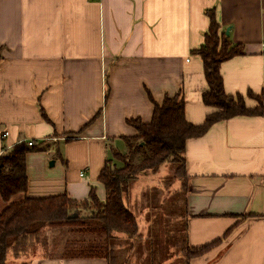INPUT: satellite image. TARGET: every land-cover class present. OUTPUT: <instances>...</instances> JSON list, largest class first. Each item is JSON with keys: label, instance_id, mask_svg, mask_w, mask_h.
Listing matches in <instances>:
<instances>
[{"label": "crops", "instance_id": "crops-1", "mask_svg": "<svg viewBox=\"0 0 264 264\" xmlns=\"http://www.w3.org/2000/svg\"><path fill=\"white\" fill-rule=\"evenodd\" d=\"M210 9L243 50L221 63L225 93L261 94L264 0H0V153L21 141L36 146L25 156L28 189L9 203L58 193L84 200L92 187L104 199L98 177L110 150L126 152L123 137L137 134L127 121H150L154 102L166 96L179 94L185 118L202 123L214 108L202 100L208 87L193 50L204 41ZM213 124L183 153L186 246L220 241L187 264H264V119ZM134 192L125 197L129 209L139 201ZM7 204L0 196V212ZM61 254L35 245L10 250L6 262L107 264Z\"/></svg>", "mask_w": 264, "mask_h": 264}, {"label": "trees", "instance_id": "trees-1", "mask_svg": "<svg viewBox=\"0 0 264 264\" xmlns=\"http://www.w3.org/2000/svg\"><path fill=\"white\" fill-rule=\"evenodd\" d=\"M210 26L204 41L193 52L200 56L207 90L201 93L203 102L214 108L202 123L195 125L185 118V101L179 94L166 96L161 103L154 102L153 114L148 122L131 118L127 122L137 134L123 137L126 152L110 150V158L100 170L99 181L105 187V198H98L92 187L88 198L77 200L66 193L49 196H26L22 201L9 203L12 196L26 193L28 177L26 154L36 149L27 142H17L10 150L0 153V196L8 203L0 212V264H7V253H26L34 248L45 228L67 227L72 234L64 244L63 258H104L107 264L115 259L130 264L129 258L122 260L118 254L124 239H143L135 214L125 204L130 184L144 171L157 172L164 163L173 166L174 179L180 180L181 191L189 188L185 168L184 151L191 138H199L217 121L234 116H261L264 119V91L255 94L251 90L244 94H226L220 73L221 63L243 53L241 44H234L228 35L220 32L214 9L207 12ZM246 97L256 105H246ZM183 191V192H184ZM80 235H89L80 240ZM76 235V236H75ZM220 240L203 246L182 248V254L190 259L207 252ZM133 247L134 243H131ZM157 250L162 258L163 243ZM121 251V250H120ZM156 252V251H155ZM131 258V257H130Z\"/></svg>", "mask_w": 264, "mask_h": 264}, {"label": "rangeland", "instance_id": "rangeland-1", "mask_svg": "<svg viewBox=\"0 0 264 264\" xmlns=\"http://www.w3.org/2000/svg\"><path fill=\"white\" fill-rule=\"evenodd\" d=\"M173 172V166L166 162L157 173L142 172L138 176L139 181L134 180L130 184L132 192L135 191L133 194H136V200H139L130 209L135 216L142 217L146 227L143 239H123L120 242L122 247L118 254L121 253L119 257L122 260L129 258L130 264H187L182 254V248L187 244L184 208V194L187 190L183 192L174 189L173 182L176 180ZM43 231L35 245L53 257L64 250V244L72 237L67 227L56 226ZM79 237L80 240H86L90 236L78 234ZM131 243H134L132 248ZM161 243L164 248L162 258L157 256V250L162 248ZM122 262L116 258L114 264Z\"/></svg>", "mask_w": 264, "mask_h": 264}, {"label": "built area", "instance_id": "built-area-1", "mask_svg": "<svg viewBox=\"0 0 264 264\" xmlns=\"http://www.w3.org/2000/svg\"><path fill=\"white\" fill-rule=\"evenodd\" d=\"M7 134H8V132H5L3 135L5 136V135H7ZM27 144H28L29 146H33V145H34L31 141H27Z\"/></svg>", "mask_w": 264, "mask_h": 264}, {"label": "water", "instance_id": "water-1", "mask_svg": "<svg viewBox=\"0 0 264 264\" xmlns=\"http://www.w3.org/2000/svg\"><path fill=\"white\" fill-rule=\"evenodd\" d=\"M228 30H229V28H227L226 30H225V34H228ZM53 162H51V164H52Z\"/></svg>", "mask_w": 264, "mask_h": 264}]
</instances>
